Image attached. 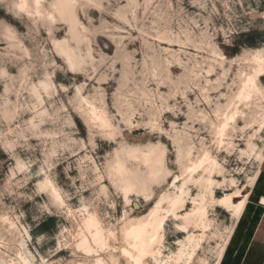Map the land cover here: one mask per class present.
Here are the masks:
<instances>
[{
  "label": "rangeland",
  "instance_id": "rangeland-1",
  "mask_svg": "<svg viewBox=\"0 0 264 264\" xmlns=\"http://www.w3.org/2000/svg\"><path fill=\"white\" fill-rule=\"evenodd\" d=\"M17 1L0 0V264H129L124 226L155 212L160 254L146 262L217 264L240 215L223 199L244 186L264 203V76L248 100L236 96L253 56L264 58L263 0H75L73 33L67 16L50 24ZM54 40L81 57L76 71ZM152 145L166 167L153 178L125 150ZM208 157L218 164L206 187L202 167L185 169ZM198 205L204 228L186 216ZM91 216L103 243L85 226Z\"/></svg>",
  "mask_w": 264,
  "mask_h": 264
},
{
  "label": "bare ground",
  "instance_id": "bare-ground-1",
  "mask_svg": "<svg viewBox=\"0 0 264 264\" xmlns=\"http://www.w3.org/2000/svg\"><path fill=\"white\" fill-rule=\"evenodd\" d=\"M45 2H47V0H18L14 4V8L17 10V12H25L30 16L33 14L37 15L38 17L43 18L50 24H53L56 21H58V17L64 18L67 16L69 30L71 33H73V31L76 28L75 26L76 13L74 8H75V3L77 1L51 0L48 1L49 9L46 8L44 4ZM5 36L6 39L9 41V43H11V45L14 44V41L17 42L15 40L16 39L15 34L11 31L9 27L5 28ZM66 42H67L66 40L64 41L54 40L55 45L57 46L59 51L63 54V57L68 67L71 70L76 71L78 67L81 65L82 59L79 55H77L74 52V49L70 45L65 44ZM253 61L255 64L253 69L254 74L252 75L251 73L252 76L250 74L247 77L245 76L246 78L244 81L241 82V86L236 95L241 99L248 100V98L252 95L253 92L258 91V82L260 80V77L264 76V58L262 57L260 58L258 55H254ZM44 85L47 86L46 84ZM94 105L95 104H90L89 107L90 116L93 119L99 120L104 125H110L109 120L106 117L105 110L104 109L98 110ZM233 117H234V113H231V115L229 116L224 115V119H223L224 121L221 123V125H219L220 133L224 132L226 123L228 122L227 120L233 119ZM125 150L130 156L137 159H141L146 164H149L148 172L150 177L152 178L157 177L166 172V167L163 159L164 150L161 149L160 147L152 145L144 149L135 148V149H125ZM204 160H206V158H203L198 161L196 160L194 162H190L188 167H186L185 171L191 177L192 174H194L197 169L202 167L203 170L208 173V177L206 178L203 177V180L205 181V186L207 187L208 184L214 183V180L211 178V173L213 168H215L218 163L216 162L215 159L208 157L207 158L208 165L204 166ZM261 160L262 162H264V158ZM117 163H118L117 169L123 170L122 165H120V160H117ZM256 178L257 175L251 178L249 184L252 185L255 182V180H257ZM127 179H129L130 182L129 184L131 186L139 187L138 183L135 182L131 177H128ZM143 185L144 182H142V186ZM247 186L248 185H246V187ZM244 189L245 188L243 186L242 189L236 190L234 194H231L225 199H223L225 202H231L237 214H241L247 201L248 194L243 193ZM183 192L184 190L183 187L181 186L179 194L174 193V195L172 194L169 197L168 206L171 211H175L178 203L182 202ZM209 193L210 196L213 198L214 192L212 191V189L209 190ZM237 194L242 195V199L239 201H236V198H238L236 196ZM187 215H192V217L190 218L188 217L190 223H196V221L199 220L202 223L201 226L203 228L207 226V224L204 222L206 211L203 205H200L199 207H197L196 210H192L191 212L186 214V216ZM164 219L165 217H161L157 212H155V213H149L146 216L132 218L131 220H129V222H127L122 232L123 238L127 242V247L122 248V253L125 256L129 257V264H150L145 261V258L148 257L149 255H152L154 257L153 259H157L156 255L160 254V251L157 248V244H159L162 239ZM85 226L86 228L91 229L90 231L91 238L92 240H94L95 243L96 242L103 243L105 241L104 236L102 235V229L99 225L98 219L95 216H91L90 218L88 217V219L85 220ZM187 240L190 243H193L192 251L189 255V257L191 258V256L194 254L195 247L198 245V240L194 242V239L189 236L187 237ZM81 244L84 246L86 244V240L83 239L81 241ZM180 255H181V251H179L177 255L178 258ZM220 259H218L217 264H219ZM93 264H108V263L104 261L102 258H97Z\"/></svg>",
  "mask_w": 264,
  "mask_h": 264
},
{
  "label": "crops",
  "instance_id": "crops-1",
  "mask_svg": "<svg viewBox=\"0 0 264 264\" xmlns=\"http://www.w3.org/2000/svg\"><path fill=\"white\" fill-rule=\"evenodd\" d=\"M219 264H264V203L246 202L235 219Z\"/></svg>",
  "mask_w": 264,
  "mask_h": 264
},
{
  "label": "snow or ice",
  "instance_id": "snow-or-ice-1",
  "mask_svg": "<svg viewBox=\"0 0 264 264\" xmlns=\"http://www.w3.org/2000/svg\"><path fill=\"white\" fill-rule=\"evenodd\" d=\"M0 15H2V13H0Z\"/></svg>",
  "mask_w": 264,
  "mask_h": 264
}]
</instances>
